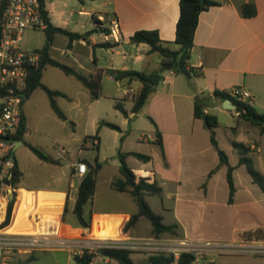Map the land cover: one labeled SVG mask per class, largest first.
<instances>
[{
  "label": "crops",
  "instance_id": "1",
  "mask_svg": "<svg viewBox=\"0 0 264 264\" xmlns=\"http://www.w3.org/2000/svg\"><path fill=\"white\" fill-rule=\"evenodd\" d=\"M211 1L217 2V5L200 14L191 59L188 63L189 69H195L200 74L188 77L173 69L164 70V80L142 110L134 114L132 113L133 97L141 88L140 83L134 81L127 84L116 81L106 71L110 69L162 71L159 54L149 53L150 45L133 44L130 39L137 31L157 30L166 46L174 51L179 50L180 47L176 43V26L180 17V0H85L84 2L44 0L48 18L55 27L79 34L88 33L86 39L76 40L70 46L67 37L57 35L51 48V56L85 74H94L102 70L104 72L102 97L92 100L89 90L75 77L67 74L68 79L64 87L52 88L44 79L48 68L53 66L45 68L42 82L50 89L62 92L64 95L58 97L72 104L68 110L61 105L59 107L67 117V120H62L67 123L63 124L71 126L78 135L79 150L71 154L63 147L65 151L60 150L57 157L47 154L58 161V164L44 162L39 158L50 167H61L60 175L56 176L54 173L51 177L52 182H48L47 186L22 184V179H25L26 175L14 151L22 177L16 188L13 187L12 195L13 198L16 197L13 217L11 223L2 229L3 233L40 234L46 235L50 240H70L72 227L66 223V215L69 211L74 214L82 181V178L75 173L74 165L84 163L83 160L95 165V160L98 159L101 168L96 175L97 188L89 203L88 215L85 211V216H90L91 226L86 229L88 232L76 235L78 240L110 239L118 244L150 239L181 240L185 237H193L194 229L190 225L195 226L194 223H203L212 219L217 216L219 208H239L244 213H252L256 210L258 206L252 201H246L242 205L238 203L240 181L244 180L253 188L255 183L246 166L240 164V155L232 143L236 141L250 145L255 165L260 163L263 168L260 167L259 170L264 174V135L260 134L258 127L239 118L237 112L224 109V101L214 97L213 94L215 91L223 92L233 87H240L253 95L254 99L251 102L253 107L259 114L264 115V0ZM246 4L255 5L257 9L255 16H243L241 9ZM113 17L119 18L121 22L119 43L105 42L104 39L105 29H108L109 21ZM103 43L115 46L103 47L101 46ZM44 44L37 50L42 49ZM109 82L112 83V87L109 86ZM38 90L40 89L35 90L23 105L26 132L23 144L17 142L19 146L15 150L20 146H27L25 142L32 144L28 141L31 127L39 128V124L33 122L28 109V104ZM197 98L205 99L203 102L205 114L217 117L216 138L219 147L228 155L230 165L235 167L233 176L236 194L233 204L228 202V168L220 165L218 152L211 144L210 133L204 120L195 118ZM102 99H110L113 102L122 100L128 116L122 114L123 117L118 118V123L94 116L91 109ZM57 103L59 104L58 100ZM71 110H75L74 116L69 114ZM229 113L232 119L228 120L227 125H223L222 118ZM142 114L146 115L151 124L150 133L141 134L138 140L132 137L131 129L130 134L123 135L126 127L131 128L132 120L140 119ZM101 122L114 124L119 130L101 125ZM105 128L115 132L113 144L116 151H118L119 138L122 137L120 151L136 152L150 157L149 160L143 161L130 155L126 161L138 177L150 175L151 179L162 188L161 196L147 195L145 199L150 208L157 215L162 216L165 225H176L174 232L156 237L153 234V225L151 222L146 223L143 216L125 231V226L132 216L140 213V207L131 193L119 192L113 188V181L123 178L120 167L114 176L105 175L102 178L100 176L104 158H101L104 147L101 132ZM157 132L161 135L162 145L159 143ZM219 133H226L225 145L221 143ZM94 136L98 137L99 142L96 149L84 145L88 137ZM62 155H67L64 156L68 160L66 166L61 163ZM87 167L90 170L88 165ZM168 181L175 183V186L172 192L166 195L163 186ZM153 196L160 198L159 208H154L149 202V198ZM258 197L260 204L264 205V196L258 195ZM164 198L171 200L173 204H165ZM67 202L68 210L65 214ZM8 203L9 200L5 202L4 209L0 213V224L6 217ZM111 204H115L116 207H108ZM99 224L103 225L104 229L109 226L113 228V235L100 237L95 232ZM237 240L243 241L244 238L240 237ZM248 242L264 246V240L252 239ZM131 250L132 257L136 256L134 262L138 264L145 263L151 254V251L144 249ZM59 252L65 251L47 247L37 248L32 252L15 249L8 252L0 264H60L57 255ZM70 254L69 259L74 262L71 250ZM113 261L107 259L106 263L110 264ZM214 262L217 264L216 261Z\"/></svg>",
  "mask_w": 264,
  "mask_h": 264
},
{
  "label": "trees",
  "instance_id": "2",
  "mask_svg": "<svg viewBox=\"0 0 264 264\" xmlns=\"http://www.w3.org/2000/svg\"><path fill=\"white\" fill-rule=\"evenodd\" d=\"M5 2L6 0H1ZM84 2L85 0H79ZM43 6V14L47 20L48 27L44 30L46 35V41L42 49L39 52L42 58L39 65L33 68L30 72L28 85L23 92V103L21 112V122L17 133L14 135L15 140H23L26 132V116L24 114L23 105L30 98L33 92L37 89L43 90L49 97L50 105L53 111L61 120H67L65 113L59 107L57 103V97L63 96L64 94L60 91L52 90L42 82L43 72L47 66H53L62 70L65 74L75 77L79 82H81L90 92L92 100H97L102 97V80L104 77V72L99 70L94 74H85L80 70H77L71 66H68L51 56V48L54 43V39L57 35H62L68 38L69 46L76 40L82 38H87L88 33L79 34L70 32L66 29L55 27L48 18V12L45 9L44 0H41ZM217 2L211 0H180V17L176 26V43L179 45V50L174 51L170 47L166 46L161 40L159 32L157 30H140L137 31L130 39L133 44H148L151 49L149 53L159 54L162 62V68L166 66H173V71L177 73L185 74L188 77L192 75H199L195 69H189L188 63L191 59V53L194 46V38L197 26L199 24V17L203 11L208 10L212 6H216ZM241 13L245 17H253L257 14V9L254 4H246L241 9ZM107 31V29H105ZM103 47H113L115 45L110 43H103ZM106 73L112 76L116 81L127 82L131 84L132 82H138L141 85L139 91L133 97L134 106L132 108V113L138 114L145 104L148 102L151 95L156 91L158 85L164 80V74L161 70L154 72L147 71H137V70H107ZM221 100H231L233 104L239 109L240 113L238 117L249 121L254 126L258 127L260 134L264 135V115L259 114L253 107L252 103L248 101H242L235 97H232L226 92L215 91L213 94ZM204 100L197 98L195 101L194 115L197 119H202V114L204 113ZM115 108L119 110L123 115L128 116L127 110L124 108L123 101L120 100L116 103ZM207 122L205 126L210 133V140L212 146L218 152L220 158V165H225L228 168L227 181L229 184V204L234 203V197L236 194V186L234 181L233 172L235 167L231 166L229 163L228 155L219 147V143L216 138V128L218 127V119L214 115L206 114ZM152 120V118H150ZM101 125L108 126L112 129L119 130V127L106 122H101ZM159 137V143L162 145L161 135L157 132ZM94 138L98 141V137H88ZM87 138V139H88ZM29 149L42 161L58 164V161L54 160L52 157L47 155L43 150L37 148L36 146L25 142ZM233 147L238 151L240 155V164L245 165L249 174L251 175L255 184H257L262 192L264 193V174L257 169L255 165V160L251 155L252 150L250 145L244 143L233 141ZM135 156L140 160L147 161L149 156L129 152L125 153L118 151L117 157L120 161V169L123 178H117L113 181V188L119 192H129L135 198L136 202L140 207V213L138 215L132 216L130 221L125 226V231L128 230L140 216L148 219L153 225V234L156 237L161 236L164 233L174 232L176 225H165L163 223V218L157 215L149 206L145 197L147 195H159L162 194V188L156 181L151 180L147 177H138L134 171L127 164L128 156ZM13 159L15 162L14 167V177L11 184L14 188L20 182L22 173L18 167L17 160L13 154ZM90 170L82 178L79 186L78 195L74 207V214L77 221L84 227L89 228L91 226L90 216L87 218L85 216V207L91 202L97 188L96 175L98 170L101 168V163L98 159L95 160V165L90 163L88 160H83ZM95 171V173H94ZM16 197L9 201L6 217L4 221L0 224V229L7 227L12 220L13 211L15 206ZM68 210V202L65 208V214ZM103 257L110 260H116L119 264H138L134 262L132 258L133 251L125 248H101L97 251ZM95 254L89 250H84L81 255H74L75 264H93ZM194 255L189 253H182L180 257L176 260L173 254L156 252L151 253L147 258L145 263L140 264H193ZM207 264H216L214 261Z\"/></svg>",
  "mask_w": 264,
  "mask_h": 264
},
{
  "label": "rangeland",
  "instance_id": "3",
  "mask_svg": "<svg viewBox=\"0 0 264 264\" xmlns=\"http://www.w3.org/2000/svg\"><path fill=\"white\" fill-rule=\"evenodd\" d=\"M46 40V35L44 30H28L24 34V41L22 42V48L25 50H35L40 48L44 41ZM106 51V50H104ZM68 76L60 69L55 67H49L46 77L44 79L45 83L51 86L52 88H62L65 86ZM73 79V78H70ZM76 81V80H75ZM109 86L112 87V83L109 82ZM59 101V106L64 108H70V104L67 100L62 98H57ZM117 102H113L110 99H102L92 107V114L95 116L106 118L111 120L114 123H118V118H122L123 115L120 111L115 108ZM129 105V103H126ZM28 109L33 122L39 124V128L32 126L31 133L28 138V141L35 145L37 148L43 150L46 154L52 155L54 157L58 156L60 152V147L66 148L71 154L76 153L79 150L80 142L78 141V135L73 131L71 126H67V123L60 120L56 114H54L48 95L43 90H38L34 94V98L28 104ZM233 113V112H232ZM71 116H74L75 110L69 111ZM222 118V124L227 125L228 120L232 119L231 114H227ZM132 125L126 127L123 131V135L130 134V129L132 130V137L135 140H138L141 134L148 135L150 132L149 128L151 124L146 118V115L142 114L140 119L132 120ZM114 131L111 129H103L101 135L104 140V147L102 150L101 158L102 160V172L100 174L101 178L105 175L114 176L118 172L120 167V161L117 157V153L120 150L121 138H119V143L117 144L118 151H116L113 144V135ZM220 141L223 145L227 142V135L219 133ZM264 145V144H263ZM17 159L21 162L22 168L24 169L25 179H22V184L26 186L35 185V186H47L48 182H52L51 177L56 173V176H59L61 171L60 166L50 167L46 163L42 162L27 146H20L15 150ZM67 155H62L61 163L66 166L68 160L65 159ZM131 166L132 163H130ZM256 167L259 170L261 165L256 163ZM263 168V167H261ZM246 171V170H245ZM240 199L239 205L244 204L246 201L257 204L256 210L252 213H244L243 210L239 208H219L217 211V216H214L212 219H208L210 222L204 221L203 223H194L195 226L190 225L194 233L190 238H201L209 239L211 241L219 242L221 245L232 246L226 247L223 249L224 252L212 253V258L217 264H264V254H254L250 252L236 251L234 246H238L237 242L240 237L244 239H258L264 240V229L261 230L264 226V205L260 204V198L258 195L264 196L258 185H254L255 188L250 187L248 183L244 180L240 181ZM175 183L169 182L163 186L164 191L171 193L174 188ZM222 190L220 191V195ZM165 204H173L171 200L164 198ZM154 208L160 207V198L158 196H153L149 198ZM108 207H116L115 204H111ZM90 209L88 204L85 207V211ZM88 215V213L86 214ZM88 218V217H87ZM144 221L150 224V221L144 218ZM66 223L71 225V238L70 240H77V234L81 235L86 231L87 228H84L78 221L71 211L66 215ZM98 228L95 229V232L102 238L111 236L114 233V229L110 226L106 229L103 228V225H97ZM196 228V231H195ZM240 237L238 238V236ZM236 243V244H235ZM73 245L71 246H62L58 249H63L65 252L57 253L60 264H73V260L69 256L70 250H72ZM82 249L75 248L73 249L72 255L75 251ZM133 260H136V256L132 257ZM58 264V263H57ZM94 264H109L104 262V260H95ZM110 264H119L114 260Z\"/></svg>",
  "mask_w": 264,
  "mask_h": 264
},
{
  "label": "built area",
  "instance_id": "4",
  "mask_svg": "<svg viewBox=\"0 0 264 264\" xmlns=\"http://www.w3.org/2000/svg\"><path fill=\"white\" fill-rule=\"evenodd\" d=\"M47 27L48 23L43 14L41 0H6L5 2L0 0V199H3L4 202L11 200L9 195H12L13 190L11 181L14 177L13 154L16 147L14 135L21 122L23 92L28 85L31 70L39 65L42 58L37 49H23L22 42L26 31L45 30ZM121 29L119 18H111L104 34L105 42L119 43ZM223 92L250 103L254 99L251 93L240 87H233ZM84 145L96 149L99 142L94 138H88ZM60 150L65 151L62 147ZM74 168L75 173L81 178L89 172L85 163H76ZM145 177L151 179L150 175ZM248 240L252 239L238 241V246H234L235 250L264 254V246L250 244ZM67 245H73L72 250L82 247L79 251H75L74 255H81L84 250L93 252L95 254L94 261L98 259L106 262L108 259L97 252L99 249L117 247L130 250L144 249L151 253H170L176 260L182 253H189L194 255L193 264L213 262V252L222 253L224 248L232 247L209 239L190 237L181 240L150 239L128 244H118L110 239L50 240L46 238V235H10L3 233L0 229V263L3 262L8 252L15 249L32 252L37 248H59Z\"/></svg>",
  "mask_w": 264,
  "mask_h": 264
},
{
  "label": "water",
  "instance_id": "5",
  "mask_svg": "<svg viewBox=\"0 0 264 264\" xmlns=\"http://www.w3.org/2000/svg\"><path fill=\"white\" fill-rule=\"evenodd\" d=\"M172 69H173V66H171V65L170 66H166V67L163 68L162 72L164 70H172ZM223 108L226 109V110H233V111L237 112L238 114L240 113L239 109H237V107L229 99L224 100V102H223ZM202 119L204 120L205 123L207 122V118H206V114L205 113L202 114ZM17 142H20V144H23V140H16V147H15V149L17 148V146H19V144L17 145ZM94 173H95V171H94ZM12 199H13V195H11V200Z\"/></svg>",
  "mask_w": 264,
  "mask_h": 264
},
{
  "label": "bare ground",
  "instance_id": "6",
  "mask_svg": "<svg viewBox=\"0 0 264 264\" xmlns=\"http://www.w3.org/2000/svg\"><path fill=\"white\" fill-rule=\"evenodd\" d=\"M4 200L3 199H0V213L3 211L4 209Z\"/></svg>",
  "mask_w": 264,
  "mask_h": 264
}]
</instances>
